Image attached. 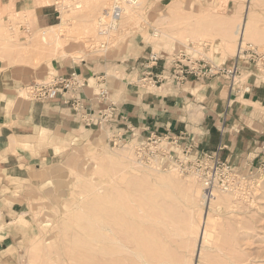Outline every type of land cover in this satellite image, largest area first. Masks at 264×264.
<instances>
[{"label":"rangeland","instance_id":"rangeland-1","mask_svg":"<svg viewBox=\"0 0 264 264\" xmlns=\"http://www.w3.org/2000/svg\"><path fill=\"white\" fill-rule=\"evenodd\" d=\"M59 1H49L57 8L55 24L60 22ZM63 1L68 2L67 25L85 29L99 15H108L115 0ZM138 2L116 38L100 39L105 48L90 45L86 31L87 46L61 32L67 40L62 49L56 48L54 29L36 31L25 13L2 11L0 59L40 66L67 53L76 58L117 47L124 53L128 42L136 40L165 58L185 47L215 62L229 61L237 48L235 30L244 16L248 21L244 43L264 52V0ZM155 31L164 34L156 37ZM41 33L51 35L37 44ZM224 38L234 44L227 47ZM258 68L264 80V59ZM28 86H22L20 95L33 100ZM89 86L95 92L104 89L93 79ZM97 126L104 129L99 136L75 140L57 163L43 169L42 192L36 193L39 197L27 210V222L12 252L13 264H264V181L259 185L264 162L235 166L246 176L232 187L239 192L234 195L230 190L229 202L209 208L203 192L190 189V183H202L198 175L182 174L158 155L141 158L136 147L145 138ZM117 133L123 139L114 144ZM152 165L160 174L148 169Z\"/></svg>","mask_w":264,"mask_h":264},{"label":"crops","instance_id":"crops-1","mask_svg":"<svg viewBox=\"0 0 264 264\" xmlns=\"http://www.w3.org/2000/svg\"><path fill=\"white\" fill-rule=\"evenodd\" d=\"M49 1L0 0V12L25 13L37 31L58 17ZM139 42L130 40L124 53L121 47L76 58L67 53L40 66L0 59V264H13L27 210L42 192L43 169L57 163L75 140L85 142L104 130L99 131L96 122L86 123L83 111L73 110L74 95L93 117L114 106L113 118L104 124L109 133L124 131L135 139L151 131L168 132L179 144L190 142L197 151L217 152L234 166L264 162V80L254 68L241 65L234 87L222 76L150 86L137 80L153 50ZM159 70L155 67L153 74ZM71 72L86 81L76 94L54 92L44 100L20 95L25 84ZM90 79L104 87L105 94L95 92Z\"/></svg>","mask_w":264,"mask_h":264},{"label":"built area","instance_id":"built-area-1","mask_svg":"<svg viewBox=\"0 0 264 264\" xmlns=\"http://www.w3.org/2000/svg\"><path fill=\"white\" fill-rule=\"evenodd\" d=\"M122 9L121 4L115 3L111 10L110 16L115 25L118 24ZM263 59L264 52L248 42L239 44L234 56L229 61L221 62H215L200 55L197 56L185 47L176 48L167 58L150 51L145 59L144 71L137 81L155 86L160 82L183 83L190 78L222 76L228 81L230 87H234L241 65H252L256 71H259L258 64ZM158 66H160L159 72L153 74V69ZM85 82L78 74L71 72L68 75H49L32 82L28 88L34 99L44 100L54 92L71 91L76 94L83 88ZM247 90H249V86H246L245 91ZM103 94H105V89L99 92V95L102 96ZM70 102L73 110L83 111L81 117L86 123L106 124L113 118V105L98 110L97 117H93L91 113L83 110L84 106L76 95L70 99ZM144 138L136 147V152L141 158L144 159L145 157L148 160L156 155L166 158L169 160V166L175 167L182 174L194 173L198 175L206 190H211L214 186L227 190L233 186L236 187L246 178L245 175L237 173L233 164L220 159L217 152L197 151L190 142L181 145L179 138L169 135L168 132L151 131ZM112 139L116 144L121 142L123 137L117 133ZM162 143L166 146H163ZM173 148L178 149V151Z\"/></svg>","mask_w":264,"mask_h":264},{"label":"bare ground","instance_id":"bare-ground-1","mask_svg":"<svg viewBox=\"0 0 264 264\" xmlns=\"http://www.w3.org/2000/svg\"><path fill=\"white\" fill-rule=\"evenodd\" d=\"M116 1L117 0H115V1H113L111 3V5H110V11H109L108 15H106V16L105 15H99V17H96L91 22V24H90L89 27L83 29V28H79L78 26L72 27L70 25L69 26L67 25L66 17L68 16V14H67L68 11L66 10L67 11L66 12L64 10V7H65V4L68 3V2L65 1L66 3H64L63 0H60L59 1V7H60V9H62L61 12H60V22L49 26V28H52V29L55 30V34L54 35L56 36V38H58V40L56 41V48L58 47V48H61L62 49L63 46H64V44H65V41L67 40V39H65V40L62 39V36H60L61 35V32L67 34L69 36V38H71V39L81 41L82 42L81 43V46L82 47L87 46L86 42H87V40L88 41L90 40L89 41V44L90 45L91 44L92 45H98L99 44V46H101L102 48H105L104 42H103L104 40L103 41L102 40L100 41V39H104L103 36L104 37H107V38H111V39L116 38L117 37V34L116 33L119 31V29H121L122 27H125L123 25V23L126 20V16H130V14H133V12L135 11L134 8L137 7L138 6V3H139L138 0H129V2H127L128 0H120L119 2L118 1L116 2ZM115 3L121 4V6L123 8L122 9V13H121L120 18H119V25H117V24L115 25L114 22L111 19V16H110L111 10L113 9ZM70 14H69V16H70ZM247 22L248 21L246 20V16H244L242 22L237 25V28L235 30V34H236V36H238L237 37L238 38L237 48H238L239 44H244V41L243 40H245L247 38V31H248V23ZM45 29L46 28L39 29L38 31L41 32V31H44ZM85 31L89 33V36H88L89 38L87 40L83 36ZM153 34L156 37H159V36L162 37V35L164 33H162L161 31H159V32L158 31H155ZM50 35L51 34H46V33H44V35H43V33H41L40 36H38L35 41L38 44V43H40V41H43V39H46ZM223 42H224V44H226L227 47H229V45L231 43H233L232 39H227V38H224ZM221 43H222V41H221ZM237 48H236V50H237ZM190 52H192V51H190ZM57 54H58V52L54 53L53 55H57ZM164 146H166V145H164ZM170 156H172V155H170ZM153 167H157V166L156 165L155 166L152 165V167H148V169L151 168L150 170L152 172H157L156 174H160L159 172L161 170L159 168L153 169ZM158 178H159V175H158ZM194 178H195V176H194ZM159 180H162V179L160 178ZM164 180H166V179H164ZM262 181H264V173L261 174L260 181H259V185H261V182ZM199 185H200V188H199ZM199 185H195V182H192V183H190V189L193 190V192H195V193L197 191L199 192L201 190L203 192V194L201 196H202L203 199H205V202H207L209 204V208H212L211 206H213V205L214 206H219V205H222L223 203L229 202V199H230L229 197L230 196H233V194L231 193V191L233 190L232 187H231V189H229V191L228 190L221 189V188L218 189V188H216L217 186H214L211 190H206L205 186L203 185V182L202 183L200 182ZM243 188H245V187H243ZM236 191L237 190H233L234 195L239 192V191L238 192H236ZM25 215L26 214H24V215L22 214L21 218H23V216H25ZM203 217H204V221H206V220L209 219V216L206 214V212L204 213V216ZM118 224H119V222H118ZM85 257H87V256H85ZM102 262L100 264H102ZM94 264H96V263H94Z\"/></svg>","mask_w":264,"mask_h":264}]
</instances>
